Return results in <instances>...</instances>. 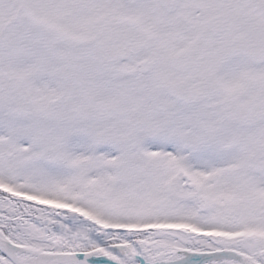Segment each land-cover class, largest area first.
<instances>
[{"label":"snow or ice","instance_id":"snow-or-ice-1","mask_svg":"<svg viewBox=\"0 0 264 264\" xmlns=\"http://www.w3.org/2000/svg\"><path fill=\"white\" fill-rule=\"evenodd\" d=\"M0 264H264V0H0Z\"/></svg>","mask_w":264,"mask_h":264}]
</instances>
